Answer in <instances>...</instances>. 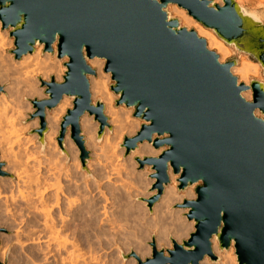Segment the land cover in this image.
Listing matches in <instances>:
<instances>
[{
	"label": "water",
	"instance_id": "95a60500",
	"mask_svg": "<svg viewBox=\"0 0 264 264\" xmlns=\"http://www.w3.org/2000/svg\"><path fill=\"white\" fill-rule=\"evenodd\" d=\"M170 5L258 63L264 80V8L250 10L234 0L221 6L211 0H0V23L13 39L15 61L38 46L66 60L62 82L41 81L47 98L30 101L42 147L46 112L71 98L57 141L62 149L69 128L85 167L80 118L87 114L99 123L97 142L107 127L88 79L95 76L88 61L101 59L115 107L131 109L141 123L121 147L126 154L144 142L162 149L157 157L135 159L139 169L154 172L155 194L145 201L149 213L170 184L169 168L178 192L193 187L195 199L175 207L187 209L194 231L180 244L171 239L167 257L152 239L151 258L141 264H200L205 258L217 264L213 238L220 253L233 246L237 264H264V81L239 83L230 71L237 59L220 63L204 39L172 17ZM246 91L250 101L242 97Z\"/></svg>",
	"mask_w": 264,
	"mask_h": 264
},
{
	"label": "rangeland",
	"instance_id": "374dc122",
	"mask_svg": "<svg viewBox=\"0 0 264 264\" xmlns=\"http://www.w3.org/2000/svg\"><path fill=\"white\" fill-rule=\"evenodd\" d=\"M212 1L217 5H220V6L222 5V0H212ZM234 1L238 4L237 0H234ZM241 1L243 3L242 4L239 3L238 5L243 6L250 10H257L258 8H264V3H263L264 0H241ZM184 13L186 14L187 17L191 18L187 14L186 11H184ZM172 17L178 19L180 23V17L178 16H172ZM191 20L193 21L191 25L183 26V27L189 30H194L195 33L201 30H207L204 27H202L200 24H198L192 18ZM0 30L2 33L5 32V35L2 36L3 37V43H2V48H1L2 60H4L5 62L6 61L10 62L8 60H11V62L14 63L15 60L13 59V55L11 54V51L14 50L13 39L9 37L7 30L1 29V23H0ZM207 31H209L225 48V56L223 58L222 63H225L226 61H229L231 59H237L238 64L236 66H240L244 64L248 67V76H247L248 82L250 80L264 81L261 76V68L258 63L253 62L249 57L245 55L236 54L235 52L232 51L231 48H229L218 37H216V35H214L212 31L210 30H207ZM200 38L205 40V37L203 35H201ZM55 49L56 48H54V51ZM42 51H43V48H42ZM53 58L58 60L56 58V55H54ZM2 60H0V63H1L0 75H2L1 79L3 78L4 80H2L3 82H0V95L4 94L10 102L14 101V103H17L18 107H20L19 110L17 109L19 111L20 118L17 120V124L15 127L17 134L20 135L19 136L20 142L18 145L20 146L22 145L21 147L19 146L20 148H18L19 153H20V154L18 153V155L21 156V158L23 157L26 159L25 157L26 153L28 154L29 157L33 154L34 155L36 154L35 156L33 155V157L31 156L29 161H27L28 158L26 159L29 166H31L32 164H34L33 162H34L35 157H37L38 155L44 156L46 154L47 142H46V139L44 138L45 144L42 147V145L39 142L38 135L35 133V131L39 128V121L37 118L32 117L35 110L33 109L30 101L34 99L40 100V99L47 98V96L44 94L45 88H41L40 81L49 82L50 78L52 77L54 78V81L56 83L62 82V77L64 75V69L62 67V64L66 60L65 59H63V61L58 60L59 61L58 65L60 66L59 76L53 75L47 79H44V78L36 79V81H38L36 90L42 96L41 98H38L37 96L35 97L22 96L20 98L18 96L17 97L12 96V97H9L10 99L8 98V95L5 94V92L7 88L9 89L11 88L10 90L14 88L13 82H14L15 76L11 75L12 73L11 71H7L9 70L7 69V66L8 68L10 67L8 65L9 63H6L7 64L6 65L4 62V65H6L4 66ZM13 63H11L10 65H13ZM234 67H232L231 69H233ZM92 69H94L96 73H95V76H90L88 78L89 86H90V93H91V100L93 104H95L96 102H101L104 105L103 113H104V116L107 117V124H108V126L105 127L104 129V134H105V131H109L111 135V139H114L116 143L119 142L116 148V152H118V155H119V158L117 159L116 164L117 163L123 164V167H122L123 171H122V176L120 177V179H117V178L111 179L109 183L106 180L102 179L99 183L97 182L94 183V188L95 187L102 188L105 195L101 197H105L108 199L106 203H104L103 198L101 199L97 191H93L92 194L91 193L89 194V192H86V197H85V195L83 194V191L81 190V188H83L84 182L93 181L94 178H97V179L99 178L98 180H100L102 178L101 175H103V170L100 166L92 167L90 170L88 168L89 163H95L94 162L95 157H97L99 153L95 152L94 150L89 149L86 146L87 131L86 129L82 127L80 122H79L80 130L84 137V147H85L86 152L88 153V159H87L85 167L82 166V162L80 160V152L78 148L75 146L74 142L70 138L69 128L67 129L66 134L64 136L63 148L61 149L58 145L57 138H58V134L60 131V124L62 122V117L65 116L66 112L64 113V115L61 116L60 123H59V129L56 134V137L54 138L55 151L53 152V154L54 156L55 155L57 156L58 154L59 157L66 158L65 170H68V173H69L68 175L70 177L69 179L66 178L67 181L63 180V185L65 187L70 186L71 189L74 190L76 193V194L73 193L72 196L74 197H71V198H73L74 201L75 199L78 200V202L77 200L75 201L77 203H75L76 205L73 206L72 211H73V215H78L79 218L73 217V220L78 219V221H75V224L79 225L81 221L79 219L83 218L82 216L86 217L85 212H88V211L91 214H93V217L95 219L93 226L91 227L86 226L84 228L76 230L74 234L70 236V241H73L76 245H78V248L80 247L81 249L80 248L79 249L81 251L83 250L85 251V253L82 252V254L83 253L85 254V258L87 257V259H90V260H91V257L97 258L95 259V261H92L91 264H139L137 260L131 256L132 254H135L136 257L140 259L141 263H145L146 259H150L152 255V250L150 247V243L152 242V239H154L157 250H164V255L167 256L168 254L166 253V251L172 250L171 239L175 240L178 244H180L182 241L187 240L189 235L194 231L193 222H188L187 219L185 218V214L187 213V210H182V209H178L175 207L177 204H181L183 200H188V199H183L180 202H176L170 207L169 209L170 211L169 210H168L169 212L167 211V213H169L168 215L174 218L175 220L174 223L176 224V226L183 225L184 229L181 230L180 232L176 231V226L174 227L173 225L167 224V222H163L161 220L160 213H158V211H156L155 209V206L160 202L161 198L163 197L164 192L160 200L153 206L152 213L151 214L149 213L146 207L145 201L155 194V192L151 191V186L154 183V179L150 178V176L154 172L148 166H145L143 169H139V166L137 162L135 161V159L136 158L143 159L144 157L135 156L134 153L136 150L130 154H126L125 149L121 147L123 140L125 138H132L135 136V134L139 130L141 123L138 120H135L130 117V121H135V122L138 121L137 122L138 124L136 123L132 124L131 125L132 128H129L127 131H122L119 133L113 132V128L109 124V117L106 114L105 103L102 100L96 99L93 95L92 80L99 78V72L97 68H92ZM41 72H44L43 69L41 70ZM106 75L107 74H105L102 69L100 78L102 77V80L106 86V89L108 90L110 95L115 98L116 96L110 91V85L112 84V81L110 80V76L107 77ZM12 91H14V89ZM18 98L19 100H17ZM15 99L17 101H15ZM72 106H73V103H72ZM114 106H115V102H114ZM69 109H72V107ZM48 112L49 111H47L46 114ZM85 115L88 116L87 114ZM257 116L261 117L259 113H257ZM89 117L92 118V124L97 126V129L95 131V142L100 143L102 142L103 137L100 142H97L99 123L94 120L93 116H89ZM46 124H47V133H48L49 129H48L47 121H46ZM67 137L70 142V148H67ZM153 151L155 153L150 154L147 157L159 156L162 149L160 150L153 149ZM0 164L2 165L0 168V172H1L0 174V193L6 196L9 194V196H7L6 203H4L5 201L3 199H2L3 201L0 199V201H2L0 202V264H60V260H58L57 256L55 255L56 246L49 245L48 247H46V244H45L46 242L45 240L42 239L43 233L41 232L42 230L40 229L42 227H41V221L38 220L39 216L38 218L35 217L37 215H35L33 211L31 213H33L34 215L31 213H28L30 210L27 212L26 210L27 208L24 204V201H21L22 199L16 193L17 190L14 184L16 179L14 175L10 172L7 162L1 159V152H0ZM116 180L119 182V185H117V183L115 182ZM171 182L172 181L170 180V184ZM167 186H165V188ZM165 188H164V191H165ZM175 188H176V192H178L176 182H175ZM111 191L112 193L118 196L114 195L116 198L113 197V194H110ZM77 193H79L78 197H77ZM147 193H151L152 195L148 198H145L143 195ZM178 193H182V192H178ZM11 196L14 199H11ZM16 196L18 197V199L15 198ZM141 199H144V201L142 202ZM194 199H195V196H194ZM188 201H191V200H188ZM123 205L128 210L135 211L133 217L131 218L132 221L130 218L124 217V216L122 217L123 219L121 220V217L117 215V214H120L119 212L121 211L122 208H124ZM103 206H105L106 208V214H107L105 215L106 218L103 217V208H102ZM118 206L120 210L118 209ZM7 207L11 210L8 211V209H6ZM52 210L55 211L53 213H57L56 208L53 207ZM113 217L114 218L116 217V218L114 219ZM74 218H77V219H74ZM104 219H106V221ZM108 224H112L111 227L115 230H113L111 227L110 229L109 228L110 225L108 226ZM38 225H40V227ZM39 233H40V237H42L41 238L42 241L40 240L38 243L31 242L30 237L34 236L33 238H35L36 237L35 234L39 236ZM215 244L212 243L213 251L215 255L220 258V261L217 264H220L223 261H229L231 264H233L232 258H236V256L234 255L233 246H231L229 249V251L232 249V252L225 251L227 252V255L225 258H223L220 255V254H223V252L222 253L219 252L217 244H216L217 246V251H216ZM141 251H146L147 252L146 255H143ZM88 255L90 258H88ZM205 259H207L210 264H214L210 262L208 258H205Z\"/></svg>",
	"mask_w": 264,
	"mask_h": 264
},
{
	"label": "bare ground",
	"instance_id": "6f19581e",
	"mask_svg": "<svg viewBox=\"0 0 264 264\" xmlns=\"http://www.w3.org/2000/svg\"><path fill=\"white\" fill-rule=\"evenodd\" d=\"M237 1H238V4L243 3L241 0H237ZM182 10L181 8L179 9L176 5H171L168 8V11L172 16L180 17L179 24L181 27L191 25L193 21L191 20V18L186 16V14L184 13L185 10L184 11ZM196 34L198 37H201V35L205 37V40H206L205 43H206L208 50L215 51L216 54L220 56L219 60H220V63H222L223 58L225 56V48L222 46V44L207 30H201L197 32ZM3 35H5V32L2 33L0 30V60H2L1 48H2V43H3V37H2ZM42 48H43L42 46H38L33 54L24 55L19 60H16L14 63L11 62V60H8L11 63H13V65H10L11 64L10 62H7V61L5 62L4 60H2L3 65H4V62L5 64L9 63L8 65L10 67L8 68L7 66V69H9L7 71H11L12 72L11 75L15 76L14 82L12 81L14 85L13 86L14 91H12L13 89L10 90L11 88L10 89L7 88L5 92V94L8 95V98L12 96H16V97L18 96L19 98L22 96H27V97L37 96L38 98H41L42 96L36 90V86L38 85V81H36V79L38 78L47 79L53 75L59 76L60 74V66L58 65L59 61L53 58V56L55 55V52L53 56L49 53L42 54ZM54 48H55V44L53 45V49ZM104 64H105L104 60L97 59V58L88 61V65L91 68H97L99 72V78L92 80L93 95L96 99L102 100L105 103L106 114L109 117V124L113 128V132L119 133L122 131H127L129 128H132L131 126L132 124H135V123L138 124L137 123L138 121L137 122L130 121L131 112H132L131 109L128 110L122 107L116 108L114 106L116 97L114 98L110 95V93L106 89V86L102 80V77L100 78L101 71L104 68ZM0 67H1V63H0ZM42 69L44 72H41ZM230 71L233 76L235 75L237 77L239 83H244L245 85H249V82L247 80L248 67L246 65L243 64L240 66H235ZM106 76L108 77L110 75L107 74ZM1 77L2 75H0V80H1L0 82H3L2 80L4 79L3 78L1 79ZM45 83H49V82H45ZM251 95H252L251 91H246L242 93V97L246 101L251 100ZM19 98L17 100H19ZM17 100L15 99V101ZM72 103H73V100L71 98L63 97L60 103L56 106V108L53 109L52 111H49L46 114L45 119L48 123V129H49V132L45 136V139L47 142V147H46L47 152L44 156L38 155L37 157H35L34 162H33L34 164L32 165L30 164L31 166H29L27 161H29L30 157L31 156L33 157L34 154L31 155L30 153L31 156L29 157L28 154L26 153L25 157L26 159L28 158L27 161L25 158L23 157L21 158V156L18 155L19 153L18 148H20L22 145L21 146L18 145L20 142L19 141L20 135L17 134L15 127L17 124V120L20 118V114L18 111L20 107H18L17 103H14V101L10 102L4 94L0 95V152H1V159L7 162L10 172L14 175L16 179L15 183L13 182L17 190L16 193L22 199L21 201H24V204L27 208L26 209L27 212L29 210L30 211L28 213H31L33 211V213L37 215L35 217L38 218L39 216L38 220L41 221L42 228L40 229L42 230L41 232L43 233V236H42L43 238L40 237V233H41L40 232L39 236L35 234L36 235L35 238H33L34 236L30 237L31 242L38 243L40 240L42 241L43 239L46 242L45 243L46 247H48L49 245H55L56 246L55 255L57 256L58 260H60V264H91V262L95 261V259L97 258L91 257V260L87 259V257L85 258V254H84L85 251L84 250L81 251L80 250L81 248L79 247L80 248L79 249L78 245H76L73 241H70V236L73 235L76 230H79L86 226L88 227L93 226L95 219L93 217V214H91L88 211V212H85L86 217L82 216L83 218L79 219L81 220L79 225L75 224V221H78L77 218L79 217L78 215H73L72 208L73 206L76 205L75 203H77L78 200L75 199V201L77 200V202H75L73 198H71V197H74L72 195L73 193H75V191L72 190L70 186L65 187L63 185V180L65 181L66 178L69 179L70 177L68 175L69 174L68 170H65L66 158L65 157L61 158L59 157L58 154L57 156L56 155L54 156L53 154V152L55 151L54 138L56 137V134L59 129L60 118L62 115H64V113L69 108L72 107ZM257 113L258 112L256 111L255 112L256 116H257ZM79 122L81 123L82 127L86 129L87 131L86 146L89 149L94 150L95 152L99 153L97 157H95V160H94L95 163H89L88 168L90 170L92 167L100 166L103 170V175H101L102 178L100 180H98L99 178L98 179L94 178L93 181H85L83 184V188H81V190L83 191V194L85 195V197H86V192H89V194L90 193L92 194L93 191H97V193L101 197V196H104L105 194L102 188L100 187L94 188V183L95 182L99 183L102 179L106 180L109 183L111 179H115V178L120 179V177L122 176L123 164H118V163L116 164V161L119 158L118 152H116L117 144L119 142L116 143L114 139H111L110 132L105 131L102 142L96 143L95 142V131L97 129V126L92 124V118L84 114V116L81 118ZM67 148H70V142L68 140V137H67ZM154 153L155 152L153 151L152 146L144 142L142 144H138L134 155L138 157L139 156L147 157L148 155L154 154ZM171 173H172L171 169L169 168L168 176L170 177V180L172 182L166 188L164 187L165 188V191H163L164 195L161 198L160 202L155 206V209L156 211H158V213H160L161 220L163 222H167V224L173 225L175 227L176 226V224L174 223L175 220L174 218H172V216L168 215L169 213H167V211L176 202H180L183 199L192 200L194 199L195 195L193 193V187H189L185 192H182V193L176 192V188H175L176 178ZM115 182L117 183V185H119V182L117 180ZM78 194L79 193H77V197H78ZM110 194H113V197L118 196L112 193V191ZM151 195H152L151 193H147V194H144L143 196L145 198H148ZM7 196H9V194ZM7 196L0 193V199L1 200L3 199L5 201L4 203H6L7 201ZM15 198L18 199L17 196ZM102 198L104 200V203L108 201L107 198L101 197V199ZM11 199H14V198H12L11 196ZM119 206H118V209L120 210ZM53 207L56 208L57 213H53L55 212L52 210ZM102 208H103V217H105V215H107L106 208L105 206H103ZM6 209H8V211L11 210L8 207ZM182 210H187V209H182ZM119 213L120 214H117V215L121 217V220L123 219L122 218L123 216L131 219L135 211L128 210L127 208L124 207L121 209ZM73 217H77V218H74L77 220H73ZM104 220L106 221V219ZM112 224H108V226L110 225L109 228L112 226ZM38 226L40 227V225ZM183 229H184L183 225L176 226V231L178 232H180ZM212 243L215 244L214 238L212 239ZM215 250L217 251L216 244H215ZM82 252L84 253L82 254ZM229 252H232V249ZM141 253L143 255H146L147 252L141 251ZM220 255L223 258H225L227 255V252H223V254H220ZM131 256L135 258L139 264H141L140 259L136 257L135 254H132ZM164 256L167 257L168 255L167 256L164 255ZM88 258H90L89 255H88ZM79 259H81L82 261ZM78 260L81 262H79ZM232 261H233V264H236V258H232ZM201 264H210V263L207 259H205ZM220 264H231V263L229 261H223Z\"/></svg>",
	"mask_w": 264,
	"mask_h": 264
}]
</instances>
